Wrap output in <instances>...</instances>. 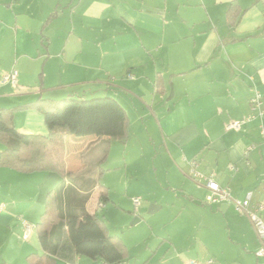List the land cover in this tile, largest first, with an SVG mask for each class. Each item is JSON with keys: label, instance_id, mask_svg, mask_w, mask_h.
Listing matches in <instances>:
<instances>
[{"label": "crops", "instance_id": "obj_1", "mask_svg": "<svg viewBox=\"0 0 264 264\" xmlns=\"http://www.w3.org/2000/svg\"><path fill=\"white\" fill-rule=\"evenodd\" d=\"M45 2L48 10L42 20L47 33L41 39L46 50L45 61L53 42L52 33L56 32L57 37L64 38L66 46L59 53L64 64L68 61L67 44L72 35L79 34L81 37L83 26L73 20V15L69 18V29L60 26L62 28L56 31L51 30L50 24L59 17L56 11L59 5L73 2L81 5V16L93 25L96 38H100L103 21H119L114 28L117 37L131 43L112 51L130 54L125 60L129 77L121 81L125 87L120 89L147 96V86L150 84L149 93L162 97V118L157 119L162 132V155L169 159L167 173L177 181L175 186L185 193L190 205H196L206 215H209V211L214 219L224 217L227 220L230 231L240 240L238 244H245L246 247H241L250 254L252 262L249 264H261L263 260L256 254L261 241L251 219L238 212L232 200L209 204L210 191L203 182L193 178L192 162H197L198 171L214 174L222 186L230 187L234 199H243L247 192L254 191L253 202L264 201V137L261 130L264 117H259L251 107V99L259 92L264 109V0ZM230 9L236 15L234 25L229 23ZM81 67L85 71L92 70L98 77L86 73L74 81L66 82L61 78L55 83L44 84L41 73L40 85L35 93L38 97L21 99L15 106L39 98L52 99L44 97V93L56 89L64 88L69 95L70 87L76 84L82 88L99 82L114 85L117 82L115 75L122 74L118 73L114 63L104 66L102 61L98 65L84 62ZM19 76L25 87L24 73H19ZM1 85H11L16 90L20 83L18 81L16 86L11 83ZM251 114L256 115L255 118L245 122L239 130L227 128L232 121L243 120ZM14 119L18 130L23 133H49L44 115L36 109L17 110ZM129 132L130 118L125 141L129 139ZM95 140V136L67 138L68 170H78L85 161H98L105 146H109L110 155L112 139L94 143ZM250 147L252 149L246 155L245 151ZM3 149L4 145L0 142V154ZM75 153H80L82 163L73 164L70 161ZM62 180L63 177L53 171L25 173L0 166V204H4L0 210V264H26L30 254H42L35 228L27 239L24 238L23 221L35 225L41 219L48 193ZM169 183L172 184V181L169 180ZM97 196L99 199L98 189ZM100 203L99 208L105 206L104 203L100 206ZM208 228H211L210 223ZM174 258L177 264H183L180 262L181 255ZM57 264L86 262L83 256H78L74 263L59 259ZM206 264H214V260L209 259Z\"/></svg>", "mask_w": 264, "mask_h": 264}, {"label": "rangeland", "instance_id": "obj_2", "mask_svg": "<svg viewBox=\"0 0 264 264\" xmlns=\"http://www.w3.org/2000/svg\"><path fill=\"white\" fill-rule=\"evenodd\" d=\"M47 10L45 0H0V107H13L21 99L37 98L35 93L41 73L44 84L55 83L61 78L67 82L92 73V70L85 71L81 67L84 62L98 65L102 61L104 66L114 63L118 73L122 74L115 75L117 82L110 87L104 82L85 88L76 84L70 87L69 95L64 88L44 93V97L56 100L72 95H82L83 98L111 96L128 112L129 139H112L110 155L102 165L108 169L102 182L109 186L110 198L102 201L105 206L99 208L101 201L97 189L94 190L87 204L88 210H97L111 234L123 238L129 248L130 264H177L174 257L178 255L182 256L180 262L183 264L191 260L206 264L209 259H213L214 264L252 262L250 254L241 247H246L245 244H238L240 240L230 231L227 220L224 217L214 219L209 211L206 215L196 205H190L185 193L175 186L177 181L167 173L169 159L162 155V132L157 119L162 118V97L149 93L150 84L147 96L120 89L125 87L121 81L129 77L125 60L130 54L112 51L131 43L117 37L114 28L119 21H103L100 38H96L93 25L81 16V5L76 2L59 5L56 9L59 17L50 24L51 30L65 26L69 29L71 15L78 25L83 26L81 37L73 34L68 42V61L64 64L59 53L66 45L64 38L57 37L56 32L52 33L53 42L51 46L49 43V56L45 61L46 50L41 39L47 33L42 20ZM13 70L18 71L20 83L16 90L11 85H1L3 76ZM21 72L24 73L25 87L19 76ZM70 161L82 163L80 153H75ZM135 198H139L140 204L135 203ZM152 206L158 209H152ZM209 223L211 228H208ZM163 241L165 244L162 245ZM83 260L86 264H106L86 256Z\"/></svg>", "mask_w": 264, "mask_h": 264}, {"label": "trees", "instance_id": "obj_3", "mask_svg": "<svg viewBox=\"0 0 264 264\" xmlns=\"http://www.w3.org/2000/svg\"><path fill=\"white\" fill-rule=\"evenodd\" d=\"M228 12L229 23L234 25L236 15L233 9ZM20 109L41 112L49 133L19 131L14 115ZM128 131L127 111L111 96L39 98L15 107L0 108V142L4 145L0 166L25 173L53 171L63 177L48 193L45 210L34 225L43 252L30 254L26 264H57L59 259L74 263L78 256L106 264H128L129 250L121 236L111 234L105 219L87 208L95 189L99 190L101 202L109 200V188L102 182L106 171L102 165L108 158L109 146L104 147L98 161H85L78 170H68L66 163L69 136H95L94 143L108 142L125 140Z\"/></svg>", "mask_w": 264, "mask_h": 264}, {"label": "built area", "instance_id": "obj_4", "mask_svg": "<svg viewBox=\"0 0 264 264\" xmlns=\"http://www.w3.org/2000/svg\"><path fill=\"white\" fill-rule=\"evenodd\" d=\"M2 83H11L13 85L18 84V71L13 70L3 76ZM251 107L253 111H257V115L261 118L264 117V109H263V99L262 95L257 92L255 96L251 99ZM256 115L251 114L244 118L243 120L232 121L227 125L228 129H237L239 130L242 125L255 118ZM262 134L264 137V125L261 126ZM264 144V139H263ZM252 147L248 148L245 151L247 155ZM193 176L199 181L203 182L206 188L210 191L208 196L209 204H217L221 203L225 200H232L235 209L240 212L246 214L252 221L253 226L257 232V235L261 241V246L257 250L256 254L259 259H262V263L264 264V201H259L254 203V191L247 192L246 196L243 199H234L231 194V189L228 186H222L214 177V174H204L197 170V162L193 161ZM262 192L264 194V180L262 183ZM135 203L140 204L139 198H135ZM100 206L103 204L100 203ZM4 208V204H0V210ZM24 227V238H28L30 236L31 231L34 229V225H32L28 221H23ZM212 262V261H211ZM186 264H202L198 261L191 260Z\"/></svg>", "mask_w": 264, "mask_h": 264}, {"label": "water", "instance_id": "obj_5", "mask_svg": "<svg viewBox=\"0 0 264 264\" xmlns=\"http://www.w3.org/2000/svg\"><path fill=\"white\" fill-rule=\"evenodd\" d=\"M152 209H158V207L157 206H152L151 207ZM139 219H136L135 221H138Z\"/></svg>", "mask_w": 264, "mask_h": 264}]
</instances>
